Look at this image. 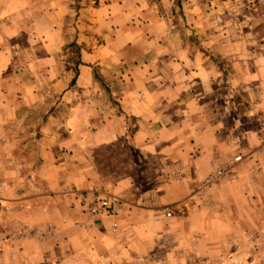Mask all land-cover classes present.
<instances>
[{"label": "rangeland", "instance_id": "1", "mask_svg": "<svg viewBox=\"0 0 264 264\" xmlns=\"http://www.w3.org/2000/svg\"><path fill=\"white\" fill-rule=\"evenodd\" d=\"M139 88L156 102L179 105L166 112L183 119L192 159L201 154L197 143L208 141L220 144L214 161L230 160V173L250 160V150L261 147L264 156V0H0V102L23 103L19 116L34 135L39 121L55 118L65 166L70 152L83 165L88 151L96 164L119 161L115 173L121 177L152 175L129 107ZM104 130L113 142L88 149L85 138ZM135 161H141L139 173ZM255 162L260 171L245 195L239 196L241 187L231 189L232 198L223 195L211 210L208 187L238 178L214 180L226 168L217 166L199 184L204 199L193 208L214 212L216 222L205 232H190L186 241L156 246L140 264H264V157ZM67 176L57 192L65 201L75 189ZM19 228L0 242L16 247L43 231L34 227L26 237L28 227ZM60 237L54 240L60 249L55 264H102L84 252L73 260L68 237ZM10 259L21 260L15 254Z\"/></svg>", "mask_w": 264, "mask_h": 264}, {"label": "crops", "instance_id": "2", "mask_svg": "<svg viewBox=\"0 0 264 264\" xmlns=\"http://www.w3.org/2000/svg\"><path fill=\"white\" fill-rule=\"evenodd\" d=\"M145 90L135 91L138 99L129 105L140 124L135 141L142 149L141 154L152 160L145 165L152 175L142 180L134 175L121 177L115 173V168L117 171L121 165L119 161L110 159V162L96 164L88 151L83 165H77L74 161L77 154L70 152L65 166L61 162L64 155L62 157L60 139L53 129L55 118L47 124L39 121L40 130L37 128L34 135L26 131V118L19 116L23 103L5 105L0 102V224L3 221L6 228L0 230V238L14 234L16 226L28 227L24 232L26 237L34 227L43 229L35 240L27 239L18 245L20 248L14 247L10 240L0 242V264H45L46 259L55 264V254L60 256V249L59 241L54 240L60 235V238L68 237L74 248L70 250L76 253L72 255L75 261L84 252L87 259L97 261L99 257L102 264H140L156 246L167 244L173 238L181 243L186 241L185 236L189 238L190 232L195 235L197 231L211 228L217 220L215 213L193 210L202 205L204 199L201 194L205 191H199V184L215 173L217 166L227 167L230 160L218 159L215 163L221 156V148L214 141H208V145L198 142L201 154L196 160L192 159L193 149H188L181 129L183 119H175L172 113L166 112L179 105L156 102ZM107 134L104 130L98 136L86 137L88 149L113 142L112 135ZM173 135L180 136L176 148L173 145L177 137L172 139ZM97 137L103 143L97 145ZM248 156L247 163H239L234 168L237 179L208 187V209L220 207L223 195L232 198L231 189L241 187L239 196L245 195L242 190L252 184L251 179L260 171L255 160L264 157L261 147L250 150ZM141 165V161L134 162L137 169L134 173H139ZM63 174L68 175V185L75 188L68 194L67 201L57 193L64 186ZM93 189L106 191L121 202L123 211L117 218L116 232L112 229L113 218L90 221L79 207L76 195ZM51 224L53 227L46 231ZM13 254L21 259L18 263L10 259ZM85 264L90 263L86 260Z\"/></svg>", "mask_w": 264, "mask_h": 264}, {"label": "built area", "instance_id": "3", "mask_svg": "<svg viewBox=\"0 0 264 264\" xmlns=\"http://www.w3.org/2000/svg\"><path fill=\"white\" fill-rule=\"evenodd\" d=\"M241 161V156L235 158L236 163ZM227 176L235 179L238 175L233 171L230 173L227 167L221 168L215 173L214 180ZM75 199L78 201L79 207L88 220L97 222L104 217H111L114 219L112 223L113 231L116 232L118 230L119 224L117 218L120 217L123 210L121 202L115 196L101 189H93L78 193ZM167 216L170 217L171 213L168 212Z\"/></svg>", "mask_w": 264, "mask_h": 264}]
</instances>
